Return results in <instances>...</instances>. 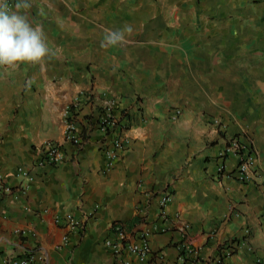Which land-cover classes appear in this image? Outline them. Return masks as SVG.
Returning <instances> with one entry per match:
<instances>
[{
  "label": "crops",
  "instance_id": "1",
  "mask_svg": "<svg viewBox=\"0 0 264 264\" xmlns=\"http://www.w3.org/2000/svg\"><path fill=\"white\" fill-rule=\"evenodd\" d=\"M29 2L0 0L39 27L49 49L38 63L0 65V174L13 189L0 197V264L30 251L35 264H185L186 226L198 264H213L234 239L247 245L223 264H264V0ZM128 27L106 45L109 31ZM76 99L79 149L65 136ZM108 100L122 128L105 137L92 125ZM115 136L124 148L110 160ZM234 139L253 149V184L238 180L232 156L216 173ZM47 143L63 148V163L38 165ZM21 167L32 175L23 189ZM136 220L128 242L149 231L152 254L118 260L106 244L112 226Z\"/></svg>",
  "mask_w": 264,
  "mask_h": 264
},
{
  "label": "built area",
  "instance_id": "2",
  "mask_svg": "<svg viewBox=\"0 0 264 264\" xmlns=\"http://www.w3.org/2000/svg\"><path fill=\"white\" fill-rule=\"evenodd\" d=\"M80 104L79 99H76L75 103L70 105L66 110V140L76 149H79L85 138V134L78 131L77 126L74 122V110L78 108ZM179 114V113H178ZM120 118L115 114V105L113 101L108 100L103 107V111L99 114L92 126H95L105 137H109L112 133L115 134L116 130L122 128L120 125ZM88 131H91L88 129ZM106 144V143H105ZM108 144V145H107ZM105 150L108 159L115 160L118 158L119 153L123 150L124 144L120 136H115L107 143ZM229 156L237 159L238 165L236 168V177L242 184H253L257 180V174L255 171V154L249 142L242 143L238 139L231 140L225 149L220 153L219 158L221 164L217 169L218 175H223L226 172L224 160ZM66 160V155L63 148L55 143H47L44 146L42 158L38 161L39 166H56L60 165ZM19 176L26 181V184H22L20 188L26 187L31 180V170L26 167H21L18 170ZM13 189L7 183V180L0 174V197L8 194H12ZM173 200V193L166 191L159 198V216L163 220V223L169 218L167 208ZM69 228L74 231L82 230V224L79 222H69ZM112 233L115 237L113 240L107 241V246L111 248L113 254L118 260H123L124 256L127 255L131 258H135L139 261H146L152 254L151 251V236L152 233L149 231L141 232L135 238V241L128 242L130 237L122 229V225L116 223L112 226ZM245 237L249 236V229L244 231ZM16 234L19 237L30 238L36 237V233L31 230H17ZM192 237H190V227L186 226L183 232V237L179 243L178 249L180 250V259L185 264H198L199 257L197 256L196 250L192 247ZM67 242V238L64 239ZM246 241L240 242V240H230L223 245L218 247L216 256L214 257L213 264H223V261L233 256L236 249L241 246H246ZM193 255V258L190 256ZM35 257L33 253L25 252L22 256H16L10 258L7 264H35ZM123 264H130V262H123Z\"/></svg>",
  "mask_w": 264,
  "mask_h": 264
},
{
  "label": "clouds",
  "instance_id": "3",
  "mask_svg": "<svg viewBox=\"0 0 264 264\" xmlns=\"http://www.w3.org/2000/svg\"><path fill=\"white\" fill-rule=\"evenodd\" d=\"M24 9L31 7L29 0H22ZM130 27L109 31L106 45H116L124 40V32ZM49 54L45 36L39 27L33 26L26 15L0 7V65L16 69L22 64L38 63Z\"/></svg>",
  "mask_w": 264,
  "mask_h": 264
},
{
  "label": "trees",
  "instance_id": "4",
  "mask_svg": "<svg viewBox=\"0 0 264 264\" xmlns=\"http://www.w3.org/2000/svg\"><path fill=\"white\" fill-rule=\"evenodd\" d=\"M139 220L134 221L133 223H130L128 227H125L122 225V229L126 232V233H130L131 229L136 225L135 223H138Z\"/></svg>",
  "mask_w": 264,
  "mask_h": 264
}]
</instances>
